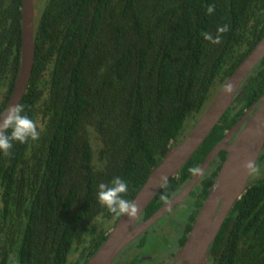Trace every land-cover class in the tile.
Instances as JSON below:
<instances>
[{"label":"trees","instance_id":"1","mask_svg":"<svg viewBox=\"0 0 264 264\" xmlns=\"http://www.w3.org/2000/svg\"><path fill=\"white\" fill-rule=\"evenodd\" d=\"M21 5L0 0V113L20 64ZM34 8V64L20 105L43 132L0 152V264H86L119 218L97 202V185L119 176L129 185L125 198L135 197L263 37L264 0H34ZM225 24L218 45L200 35ZM263 92L264 58L141 221L164 204L162 192L169 201L185 187L188 169L202 164ZM225 156L218 154L184 202L181 243ZM207 264H264V177L249 180Z\"/></svg>","mask_w":264,"mask_h":264},{"label":"water","instance_id":"2","mask_svg":"<svg viewBox=\"0 0 264 264\" xmlns=\"http://www.w3.org/2000/svg\"><path fill=\"white\" fill-rule=\"evenodd\" d=\"M21 1L20 64L13 90L1 113L5 112L9 106L21 103L34 64V0ZM263 58L264 35L226 79L183 140L170 147L160 164L150 171L145 182L132 199L139 207L137 217L133 220H129L126 216L119 217L98 250L88 258L86 264H112L123 249L166 213L181 204L218 154L225 152V159L195 217L188 237L176 255L175 261L170 263L207 264L212 242L232 207L241 198L249 184L251 176L246 175L242 164L250 159L255 160L257 164L264 148V92L226 133L224 139L207 154L199 166L203 170L202 175L199 177L193 175L185 187L167 204H162L146 220L141 223L137 222L161 189L157 183L158 177L163 174L169 180L178 174L234 103L249 74ZM228 84L232 85L233 90L230 94L225 95L224 88ZM234 136L236 137L232 141Z\"/></svg>","mask_w":264,"mask_h":264},{"label":"clouds","instance_id":"3","mask_svg":"<svg viewBox=\"0 0 264 264\" xmlns=\"http://www.w3.org/2000/svg\"><path fill=\"white\" fill-rule=\"evenodd\" d=\"M214 11V4L206 6V14L211 15ZM215 31V35L211 32H201L200 35L205 41L218 45L222 42L223 34L229 31V25L218 26ZM232 90L231 84L226 85L224 88L225 95L230 94ZM23 113L24 106L20 104L11 105L5 112L0 113V152L4 155L9 154L13 148V142L24 144L29 140L38 141L41 138L43 132L42 125H39ZM242 169L248 176H258L260 174V169L255 160L250 159L243 162ZM188 171L190 174L199 177L202 175L203 170L199 167H191ZM157 183L161 189H167L169 185L168 177L161 174L158 177ZM128 192V183L121 177L116 176L108 184L99 183L97 185V202L106 208L110 214L116 217L126 216L129 220H133L137 217L139 207L133 200L125 198ZM160 200L165 204L168 203L166 191L161 193Z\"/></svg>","mask_w":264,"mask_h":264},{"label":"flooded vegetation","instance_id":"4","mask_svg":"<svg viewBox=\"0 0 264 264\" xmlns=\"http://www.w3.org/2000/svg\"><path fill=\"white\" fill-rule=\"evenodd\" d=\"M235 137L236 136L232 138V141L235 139ZM190 194L181 204H179L177 207H175L174 209L166 213L156 223H154L147 231H145L142 235H140L137 239H135L132 243H130L125 249H123L120 252V254L116 257V259L113 261L112 264H170V263H173L175 261L176 255L178 254V252L184 245L188 237V234L191 230L190 228V230L188 231L186 235L185 240L181 243L182 238L185 235V230H186L185 228H186V221H187L186 215L188 214L187 205H185L184 202L190 199L189 198ZM183 205L185 207H182ZM178 212L184 215V219L179 220V221H176L174 219ZM195 217H194V220H195ZM194 220L191 224V227L194 223ZM141 222L142 221L139 218L137 223H141ZM161 224H165L170 228V231H169L170 234L175 232L174 233L175 237L172 238L170 234H166L165 232H160L159 228ZM147 241L149 243L160 241L161 248H159V250L157 249L156 250H145L144 243H146ZM162 248H166L167 252L162 251ZM127 252L132 253L133 256L129 257Z\"/></svg>","mask_w":264,"mask_h":264},{"label":"rangeland","instance_id":"5","mask_svg":"<svg viewBox=\"0 0 264 264\" xmlns=\"http://www.w3.org/2000/svg\"><path fill=\"white\" fill-rule=\"evenodd\" d=\"M257 166L259 167L260 169V174L258 176H252L253 179H256V178H262L264 177V161H262L260 164L259 162L257 163ZM182 207H185L184 205ZM176 221H179V220H182L184 219V215L180 212H178L176 214V217L174 218ZM159 231L160 232H165L166 234H170L169 231H170V228L165 225V224H161L160 228H159ZM175 232H173L172 234H170L172 236V238L175 237ZM159 248H161V242L160 241H155L153 243H149L148 241L146 243H144V249L145 250H159ZM162 251L164 252H167V249L166 248H162ZM145 252V251H144ZM146 253V252H145ZM127 254L129 255V257H132L133 254L130 253V252H127Z\"/></svg>","mask_w":264,"mask_h":264}]
</instances>
